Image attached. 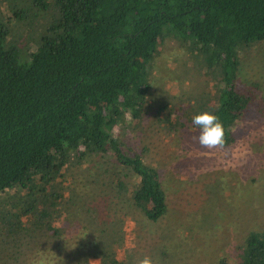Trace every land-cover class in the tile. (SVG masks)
Instances as JSON below:
<instances>
[{"label":"trees","instance_id":"obj_1","mask_svg":"<svg viewBox=\"0 0 264 264\" xmlns=\"http://www.w3.org/2000/svg\"><path fill=\"white\" fill-rule=\"evenodd\" d=\"M167 39L206 89L151 105ZM263 43L264 0H0V264H134L114 255L126 251V217L156 223L168 205L132 132L145 135L154 111L148 127L185 142L199 131L192 117L208 111L232 146L239 118L262 100L242 85V53ZM75 163L86 165L76 197L53 191ZM240 249L234 264H264V229H249Z\"/></svg>","mask_w":264,"mask_h":264},{"label":"rangeland","instance_id":"obj_2","mask_svg":"<svg viewBox=\"0 0 264 264\" xmlns=\"http://www.w3.org/2000/svg\"><path fill=\"white\" fill-rule=\"evenodd\" d=\"M8 1L21 6V0ZM39 19L43 21L42 15ZM11 24L15 37L22 24L14 18ZM29 27L30 35L36 26ZM178 46L174 39L159 43L160 54L150 72L151 105L182 100L184 94L193 96L206 89L205 78L193 68V58ZM242 55V85L262 100L239 118L232 146L208 150L193 137L182 142L180 136L170 138L154 132L148 127L153 125L154 111L145 117V135H139L136 129L132 132L134 146L140 149L147 145L146 161L159 173L168 212L156 223L140 213L127 216L126 251L118 249L115 256L129 254L134 264L145 256L152 259V264H215L220 257L228 256L229 263L234 264L245 233L251 228L264 229V43ZM113 129L117 132L120 125ZM183 143L187 144L185 148ZM71 166L66 186L52 190L76 197L75 182L86 165ZM88 171L93 173L92 169ZM16 190L9 191L10 199ZM88 264L99 262L93 259Z\"/></svg>","mask_w":264,"mask_h":264},{"label":"clouds","instance_id":"obj_3","mask_svg":"<svg viewBox=\"0 0 264 264\" xmlns=\"http://www.w3.org/2000/svg\"><path fill=\"white\" fill-rule=\"evenodd\" d=\"M192 125L199 130L194 140L201 148L213 150L224 147L225 129L217 115L208 111L201 112L192 117ZM138 264H152V259L145 256Z\"/></svg>","mask_w":264,"mask_h":264}]
</instances>
